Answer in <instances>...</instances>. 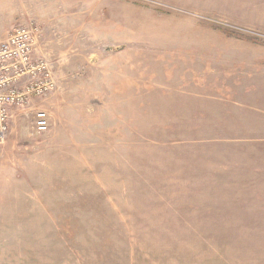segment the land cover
<instances>
[{"label": "rangeland", "instance_id": "1", "mask_svg": "<svg viewBox=\"0 0 264 264\" xmlns=\"http://www.w3.org/2000/svg\"><path fill=\"white\" fill-rule=\"evenodd\" d=\"M28 25L57 88L0 144V264H264V0H0Z\"/></svg>", "mask_w": 264, "mask_h": 264}, {"label": "built area", "instance_id": "2", "mask_svg": "<svg viewBox=\"0 0 264 264\" xmlns=\"http://www.w3.org/2000/svg\"><path fill=\"white\" fill-rule=\"evenodd\" d=\"M42 34L34 25L21 26L0 42V144L11 135V123L17 110L25 109L32 98L42 99L57 88L51 62L37 55ZM46 112L36 115L35 128L46 131Z\"/></svg>", "mask_w": 264, "mask_h": 264}, {"label": "crops", "instance_id": "3", "mask_svg": "<svg viewBox=\"0 0 264 264\" xmlns=\"http://www.w3.org/2000/svg\"><path fill=\"white\" fill-rule=\"evenodd\" d=\"M7 37H8V35H7ZM7 37H6V38H7ZM41 41H42V40H41ZM40 44H41V43H40ZM39 47H40V46H39Z\"/></svg>", "mask_w": 264, "mask_h": 264}]
</instances>
